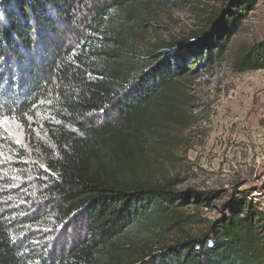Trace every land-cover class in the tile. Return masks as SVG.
Listing matches in <instances>:
<instances>
[{
    "label": "trees",
    "instance_id": "16d2710c",
    "mask_svg": "<svg viewBox=\"0 0 264 264\" xmlns=\"http://www.w3.org/2000/svg\"><path fill=\"white\" fill-rule=\"evenodd\" d=\"M178 2L0 0V119L33 146L0 121V264H264L257 187L190 234L217 192L176 190L166 170L186 82L224 55L250 3L163 38ZM233 67L264 68V41L237 48Z\"/></svg>",
    "mask_w": 264,
    "mask_h": 264
},
{
    "label": "rangeland",
    "instance_id": "374dc122",
    "mask_svg": "<svg viewBox=\"0 0 264 264\" xmlns=\"http://www.w3.org/2000/svg\"><path fill=\"white\" fill-rule=\"evenodd\" d=\"M176 1L177 6L159 17L163 38L188 37L216 10L225 4L232 6L234 0ZM249 3L224 55L194 81L186 82L192 100L186 112L187 124L180 132L184 140L166 170L179 176L176 190L193 187L217 192L208 206L199 205L202 223L188 226L190 234L204 229L234 191L257 187L250 199L264 211V68L240 72L233 67L237 48L264 41V0ZM6 119L2 116L1 123L10 127L17 143L25 144L24 129ZM24 146L29 154L33 146ZM185 209L192 210L193 206Z\"/></svg>",
    "mask_w": 264,
    "mask_h": 264
},
{
    "label": "built area",
    "instance_id": "2783aa9c",
    "mask_svg": "<svg viewBox=\"0 0 264 264\" xmlns=\"http://www.w3.org/2000/svg\"><path fill=\"white\" fill-rule=\"evenodd\" d=\"M261 194V193H260ZM264 212V211H263Z\"/></svg>",
    "mask_w": 264,
    "mask_h": 264
}]
</instances>
